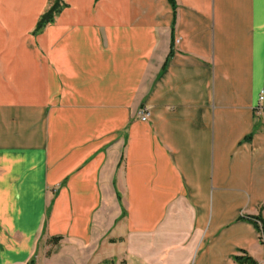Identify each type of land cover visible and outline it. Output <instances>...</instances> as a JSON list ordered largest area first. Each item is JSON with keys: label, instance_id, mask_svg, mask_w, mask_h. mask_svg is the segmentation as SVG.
<instances>
[{"label": "crops", "instance_id": "crops-1", "mask_svg": "<svg viewBox=\"0 0 264 264\" xmlns=\"http://www.w3.org/2000/svg\"><path fill=\"white\" fill-rule=\"evenodd\" d=\"M49 10L0 0V264L264 262V0Z\"/></svg>", "mask_w": 264, "mask_h": 264}, {"label": "trees", "instance_id": "trees-1", "mask_svg": "<svg viewBox=\"0 0 264 264\" xmlns=\"http://www.w3.org/2000/svg\"><path fill=\"white\" fill-rule=\"evenodd\" d=\"M169 1L171 2L172 6L175 9L176 8V0H169ZM59 10H60V5L58 3H55L52 6V8L48 12H46L45 15L42 17V19L39 22L38 27H41L42 25H44L48 21H51L53 19L54 14L59 12ZM240 219L248 220V221L252 222L260 234L261 241L264 243V217L261 214H258V215L242 216V217H240ZM53 239L56 242L59 240V237H54ZM242 252H244L243 255H234V260L236 262L242 263V264H258L256 259H254L252 256L248 255V253L246 251H242ZM107 263L111 264L112 260L108 261Z\"/></svg>", "mask_w": 264, "mask_h": 264}, {"label": "built area", "instance_id": "built-area-1", "mask_svg": "<svg viewBox=\"0 0 264 264\" xmlns=\"http://www.w3.org/2000/svg\"><path fill=\"white\" fill-rule=\"evenodd\" d=\"M255 112L257 115L264 118V92L262 91L259 95L258 104L255 107ZM149 110L147 108H143L139 111V117L143 121L149 120Z\"/></svg>", "mask_w": 264, "mask_h": 264}, {"label": "rangeland", "instance_id": "rangeland-1", "mask_svg": "<svg viewBox=\"0 0 264 264\" xmlns=\"http://www.w3.org/2000/svg\"><path fill=\"white\" fill-rule=\"evenodd\" d=\"M65 0H49V3H50V9L52 8V6L55 4V3H58V4H60L61 6H62V3L64 2ZM48 12V11H47ZM143 109V108H142ZM141 110V109H140ZM258 214H261L263 217H264V215H263V212H262V209L261 210H259V213ZM258 214H256V215H258ZM263 243V242H262ZM243 251H246V250H243ZM247 253H248V251H246ZM244 254V252H242L241 254H239V255H243ZM248 255H250V256H252L251 254H249L248 253ZM254 259H256L254 256H252ZM256 261L258 262V264H264V262H260V261H258L257 259H256Z\"/></svg>", "mask_w": 264, "mask_h": 264}]
</instances>
